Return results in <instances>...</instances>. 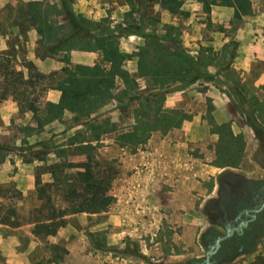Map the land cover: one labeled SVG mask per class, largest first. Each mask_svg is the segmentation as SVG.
<instances>
[{
    "label": "rangeland",
    "instance_id": "374dc122",
    "mask_svg": "<svg viewBox=\"0 0 264 264\" xmlns=\"http://www.w3.org/2000/svg\"><path fill=\"white\" fill-rule=\"evenodd\" d=\"M179 1L181 8L185 4L193 13L231 7L221 0ZM64 8L76 18L81 34L121 42L128 50L126 57L137 58V74L126 72V80L117 77L113 98L88 118H75L65 110L72 116L31 126L36 115H43L50 102L47 94L56 90L63 68L72 65L69 55L77 48L88 49L73 40L74 48L50 53V43L42 41L32 19L34 11H41L57 36L64 38L71 32ZM161 12L159 0H0V123H8L9 143L12 135L39 140L12 146L26 149L24 162L34 163L32 170L39 175L43 194L38 198L37 192L28 196L13 189L0 191L5 198L0 220L23 226L16 239L19 247L32 248V264H154L199 253L197 235L205 224L200 205L212 193L216 173L225 166L255 170L250 153L256 141L250 126L252 120L264 125V91L250 94L227 81L225 70L235 55L232 42L220 48L205 45L212 30L222 31L228 24L208 18L194 31L183 26L184 34L173 26L177 41L182 35L192 56L183 65L188 77L160 85L150 71L139 73L138 53L146 52L149 60L159 56L156 39L164 38L167 20ZM177 14L181 21L186 10ZM199 16L194 19L200 20ZM132 32L143 38L141 44L135 43L139 39ZM139 80L150 93L140 90ZM174 82L178 90L171 97L168 86ZM219 97L225 106H219ZM173 114L178 124L168 126L166 116ZM19 117L21 121H15ZM81 122L83 127L71 128ZM95 135V149L72 144L76 138ZM87 154L112 169L101 170L112 177L108 188L112 199L98 213L77 211L86 191L84 170L76 165ZM66 184L76 190L70 198L63 195ZM46 203L54 209L55 220L58 214L64 220L52 235L34 232L31 223L48 215ZM233 264H264V243Z\"/></svg>",
    "mask_w": 264,
    "mask_h": 264
},
{
    "label": "crops",
    "instance_id": "0c3cea01",
    "mask_svg": "<svg viewBox=\"0 0 264 264\" xmlns=\"http://www.w3.org/2000/svg\"><path fill=\"white\" fill-rule=\"evenodd\" d=\"M250 1L252 3V9L250 8V13L242 15L241 19L235 18L234 9L232 7H227V6L226 7L213 6L211 7L209 12H203L202 10H199L198 12L196 11L195 13H193L192 8H186L185 4H183L182 8L180 7V9H182L183 11L186 10V16L183 19H181V21L176 20L177 15H178L177 13L170 14L168 11L161 8V10L163 11L161 12V14L167 20L166 22H163L165 26L163 29L164 38H158L156 39V41L168 47L171 51H173V49L175 48L176 52H182L187 58L191 60L192 56L185 49L184 38L182 37V35L181 36L178 35L180 39L178 41L174 33H172L171 36L169 37L167 34L168 28L169 27L172 28L173 26H175L178 29H180L182 33L184 34L183 26H186V25L192 26L193 28L191 29L192 31H194L196 28L195 26L197 24L200 26H205L206 23L208 22V18L210 19L212 23H216V21H218V23L220 24H222L223 22H226L228 25L223 26L226 30L225 29L222 31L219 29L212 30L211 31L212 39L206 42L205 45H210L216 48L217 47L220 48L222 45L228 42H232V44L235 47V55L232 60V63L225 70V76L227 78V81L232 85H236V86L242 87L243 89H246V91H248L250 94H256L259 91L262 92L264 91V0H250ZM159 6H160V0H159ZM196 14H200L199 16L200 20L198 21L194 19L195 18L194 16ZM132 37L139 39L137 41L135 40L136 41L135 43L137 44L142 43L141 41L143 38H140L134 32H132ZM113 40H115L116 42L119 54L128 53V50L122 48L121 42L117 43L116 39H113ZM200 44H203V43L200 42ZM76 50H77L76 52L72 51V53L69 55V61L72 63V65L81 64V65H87V66H94L95 64H98L102 67L109 68L110 63L103 59L102 52L99 49H93V51L92 49H87V51H84L85 49L77 48ZM257 65H261L262 67L258 68ZM121 67L126 72H129L130 76H136L137 58L132 57L129 59L126 57L124 61L122 62ZM62 78L63 76L59 78L58 80ZM139 81L141 82L140 90L146 93H150L151 90L144 85L143 81L141 80ZM168 87H170V90H169L171 92L170 96L173 97L174 90H178L175 88V82L171 83ZM60 95H61V92L59 89L52 90L48 92L47 99L50 102L56 103L59 101ZM218 99H219V106L221 105L225 106L223 99L220 97ZM3 107H8V106L5 104L3 105ZM12 108L13 106L11 107L10 105L9 109H12ZM28 111L29 109L27 108L26 112ZM67 116L70 117L72 116V114L69 113L68 111H64L63 117H67ZM2 117L5 118L7 117V115H3ZM15 121L20 122L21 121L20 117L16 118ZM29 124L31 126H39L37 122L35 123L31 121V123ZM83 125H84V122L73 123L71 128L78 127V126L83 127ZM260 125L264 127L263 124H260ZM250 128L253 131L255 141H256V144H255L256 146L257 145L256 134L252 126H250ZM76 129H79V128H76ZM63 131H66V130H63ZM8 133H9L8 123L5 120H2V122L0 123V191L13 189L18 192H22L24 195L34 196L36 195L37 188H38L39 181H40L39 175L38 173H36V170H32L34 163L32 164L31 162H28V163L24 162L23 154L26 152V149L21 150V151L16 150L13 148L12 145L14 144V142L15 143L23 142V143H26L27 145H31L32 143H35V142L38 143L39 140H32L30 137L22 139L23 136L19 137L18 135L17 136L12 135L10 136L11 142L13 143L12 144L8 142V136H7ZM70 135H73V133ZM86 140H90V142L92 143V142L97 141L98 139L94 140V139L87 138ZM255 146L253 147V149L255 148ZM251 153H250V160H251ZM252 163L255 166V170L249 171V170L238 169L235 167H232V168L242 171L247 176L257 177L258 175L261 174V172L253 161ZM225 167H231V166H225ZM254 171H257V172L253 174ZM218 172L216 173V175L218 174ZM43 174H46V173H43ZM216 175H215V178H216ZM42 181H46V180H42ZM208 196H206L205 198H207ZM4 199H5L4 196L0 195V203H2ZM7 222L8 221H6L5 219L0 220V255H2L4 259V262L1 264H32L30 257H29L32 252V248L31 247H25V248L19 247L17 239H16V233H17L16 231L22 229L23 226L21 225L10 226L7 224ZM205 225H206V222L204 226ZM261 244H259L257 247H259ZM257 247L255 249H257ZM253 251L245 254L244 256L252 253ZM199 253H195V254H199ZM195 254H190V255H195ZM184 257L186 256L174 257V258H184Z\"/></svg>",
    "mask_w": 264,
    "mask_h": 264
},
{
    "label": "trees",
    "instance_id": "16d2710c",
    "mask_svg": "<svg viewBox=\"0 0 264 264\" xmlns=\"http://www.w3.org/2000/svg\"><path fill=\"white\" fill-rule=\"evenodd\" d=\"M221 4L229 5L234 8V17L241 18L242 15L250 13L249 0H221ZM179 0H160V6L170 14L178 13L180 9ZM65 14L69 17L71 32L67 36L60 38L57 36V30L41 11H34L32 19L36 29L42 37V41L50 43L48 47L50 53H54L59 49L70 50L74 48L73 40H79L87 44L88 49H99L102 52L103 59L110 63L109 68L102 67L98 64L87 66L75 64L63 68L64 76L55 86L61 92L59 101L56 103L47 102L43 115H36L37 123L41 127L43 124L54 119H61L63 112L68 110L75 115V118H88L93 110L103 106L106 102L113 98L114 82L116 77H121L126 80V71L121 67L122 62L126 58V54L118 52L115 40L106 36L88 37L86 34H81L77 31L75 25L78 24L73 14L64 8ZM167 34L170 37L172 28L169 27ZM89 38V40H87ZM174 39V38H172ZM92 45V46H89ZM156 46L159 56L155 60H149L146 52L138 53V69L140 74L149 71L153 73V79L160 85H165L175 79H183L187 76V69L183 65L190 63L182 52H173L168 47L157 44ZM145 53V54H143ZM192 78V77H191ZM28 81V80H27ZM27 83V82H25ZM238 100L241 97L237 96ZM238 104V103H237ZM168 126L178 124L177 117L167 115ZM82 123V122H81ZM77 137V136H73ZM72 144L78 145L83 149H95L90 140L82 137L76 138ZM94 140L98 139L95 135ZM86 159L76 166L84 170V178L82 180L86 194H83V201L80 203L77 211L87 213H98L104 211L110 204L112 196L108 195L109 183L111 176L103 174L101 170H112L100 163L98 159L91 157L89 154ZM68 189L63 193L65 198H70L75 193V187L71 184H66ZM37 197L42 198V189L38 188ZM47 206V216L42 220H33V231L44 232L52 235L56 228L62 226L63 218L58 214V220L54 209L51 205ZM6 221H8L6 219ZM10 226H18L13 222H7Z\"/></svg>",
    "mask_w": 264,
    "mask_h": 264
},
{
    "label": "water",
    "instance_id": "95a60500",
    "mask_svg": "<svg viewBox=\"0 0 264 264\" xmlns=\"http://www.w3.org/2000/svg\"><path fill=\"white\" fill-rule=\"evenodd\" d=\"M251 126L257 138V145L251 153V160L256 164L263 176L251 177L232 167L222 168L216 175V185L212 194L203 200L200 207L201 214L206 222L197 237L201 252L184 258H167L156 264H233L240 257L253 251L259 244L264 242L263 232L255 237L252 247L245 252H238L227 260L216 261L214 259L221 244L231 238L233 233H238L241 227L247 223V221L233 216V210L242 194V187L247 181L256 183L258 180H264V127L253 120L251 121ZM263 207L264 201L260 210ZM218 219L221 223L218 222ZM237 220H240V225H235ZM215 226L221 227L223 231H218V236L209 242L207 236Z\"/></svg>",
    "mask_w": 264,
    "mask_h": 264
},
{
    "label": "flooded vegetation",
    "instance_id": "af4514ba",
    "mask_svg": "<svg viewBox=\"0 0 264 264\" xmlns=\"http://www.w3.org/2000/svg\"><path fill=\"white\" fill-rule=\"evenodd\" d=\"M256 172L254 171L253 174ZM258 176L262 177L263 175L261 173ZM241 191L242 194L233 210V216L239 217L241 220L247 221V223L241 227L238 233H233L231 238L221 244L214 256L216 261L227 260L238 252H245L250 249L255 237L264 232V207L260 210L264 201V180H258L256 183L247 181ZM218 222L221 223L219 219ZM240 223V220L235 221V225H240ZM218 231L223 230L221 227L215 226L207 236V240L211 242L218 236Z\"/></svg>",
    "mask_w": 264,
    "mask_h": 264
}]
</instances>
